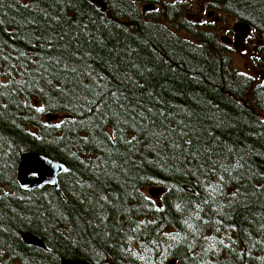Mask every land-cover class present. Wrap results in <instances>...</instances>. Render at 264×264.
<instances>
[{
  "label": "trees",
  "instance_id": "1",
  "mask_svg": "<svg viewBox=\"0 0 264 264\" xmlns=\"http://www.w3.org/2000/svg\"><path fill=\"white\" fill-rule=\"evenodd\" d=\"M142 1L0 0V264H264V81L214 28L264 71V0ZM25 151L56 187L21 189Z\"/></svg>",
  "mask_w": 264,
  "mask_h": 264
},
{
  "label": "water",
  "instance_id": "2",
  "mask_svg": "<svg viewBox=\"0 0 264 264\" xmlns=\"http://www.w3.org/2000/svg\"><path fill=\"white\" fill-rule=\"evenodd\" d=\"M100 6L102 10L106 9L104 0H91ZM155 7L153 3H144L142 9L152 10ZM212 12H209L211 15ZM232 38L222 35L220 41L224 44L232 45L234 49L243 51L246 47V38L251 33V26L244 21H235L232 25ZM66 172V167L61 162L52 159L44 154L25 151L21 153L17 167V182L21 189L40 188L44 186L56 187L58 176ZM148 192L152 196H157L160 190L156 187H150ZM22 240L27 245L44 247L43 241L35 234L27 231L22 235ZM170 261L169 264H172ZM61 264H92L83 259L62 258Z\"/></svg>",
  "mask_w": 264,
  "mask_h": 264
},
{
  "label": "rangeland",
  "instance_id": "3",
  "mask_svg": "<svg viewBox=\"0 0 264 264\" xmlns=\"http://www.w3.org/2000/svg\"><path fill=\"white\" fill-rule=\"evenodd\" d=\"M161 1L163 2V1H167V0H160L158 3L160 4ZM170 1H174V0H170ZM178 1H180L185 7H187L189 5L191 7H193L194 10L196 11V13L198 12L197 15H200L199 18H201V19H199V20H202V17L205 15V12H201V9H200L201 4H200L199 0H178ZM146 3H152V2L150 1V2H146ZM156 7H157V4H156ZM215 16H219V13H215L212 17L205 16L207 18L205 20L208 22H213V18H215ZM232 22L233 21H229L227 23L226 21H224L223 18H220L219 20H217L214 28L217 29L218 36L225 35V34L229 35L227 32H224L223 29L227 28V27H231ZM256 42H257L256 36H255V38L252 36V40L247 43L246 49L244 51H238V50H235L231 47L232 49L229 53H230L231 58H232L233 66L236 69L253 75L254 78L258 81H264V71H262V69L256 68L253 65L252 60H251L252 54L254 52V48H252V45L255 44ZM144 191L146 193H148L147 189H144Z\"/></svg>",
  "mask_w": 264,
  "mask_h": 264
},
{
  "label": "flooded vegetation",
  "instance_id": "4",
  "mask_svg": "<svg viewBox=\"0 0 264 264\" xmlns=\"http://www.w3.org/2000/svg\"><path fill=\"white\" fill-rule=\"evenodd\" d=\"M117 0H114V2H116ZM157 2H159L160 0H156ZM146 2H149V1H142L140 4H138L139 6H141L142 4H144V3H146ZM157 2L155 3V2H153L152 1V3H154L155 4V7H156V4H157ZM200 9H201V12H203L202 10L204 9V5L202 4V5H200ZM207 15H209V14H207ZM212 17V16H211ZM216 17V16H215ZM219 19H220V17H219ZM223 31L224 32H227L229 35H227V34H225V35H227V36H229V37H231V36H233V31H232V25H231V27H227V28H224L223 29ZM218 32V31H217ZM222 32V31H221ZM221 36V35H220ZM248 43V42H247Z\"/></svg>",
  "mask_w": 264,
  "mask_h": 264
},
{
  "label": "bare ground",
  "instance_id": "5",
  "mask_svg": "<svg viewBox=\"0 0 264 264\" xmlns=\"http://www.w3.org/2000/svg\"><path fill=\"white\" fill-rule=\"evenodd\" d=\"M142 5H143V4H142ZM142 5H141V6H142ZM101 10H102V9H101Z\"/></svg>",
  "mask_w": 264,
  "mask_h": 264
}]
</instances>
